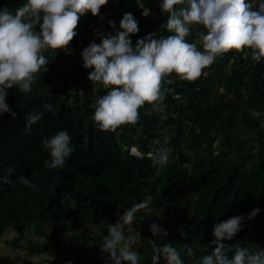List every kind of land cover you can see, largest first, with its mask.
I'll return each instance as SVG.
<instances>
[{
  "label": "trees",
  "instance_id": "16d2710c",
  "mask_svg": "<svg viewBox=\"0 0 264 264\" xmlns=\"http://www.w3.org/2000/svg\"><path fill=\"white\" fill-rule=\"evenodd\" d=\"M26 2L16 0L9 10L13 13ZM161 2L117 0L114 14L108 0L100 10L103 21L89 13L75 31L82 21L86 40L99 43L94 29L104 31L105 20L115 18L119 30L123 15L132 13L139 27L130 36L133 46L149 33L156 39L174 35L166 28L168 14L161 12ZM249 2L258 10L264 0ZM201 33L206 29L193 24L186 40L203 51ZM81 51L74 56L78 75H86L89 83L84 103L70 101L66 91L47 88L43 74L30 93L18 86L8 90L6 103L18 117L0 115V234L11 229L12 244L21 251L27 235L49 236L50 245L32 246L31 255L46 253L50 260L54 257L52 264H104L107 256L100 246L108 225L151 195V210L137 211L131 225L139 234V244L132 247L142 264H152L150 241L158 246L171 243L184 264H199L214 248V224L237 215L244 216L242 229L226 243L239 241L253 252L264 248V59L253 60L250 49H245L247 57L231 50L217 56L195 81L172 73L163 82L168 90L163 102H146L136 124L109 132L93 120V105L111 88L88 79L90 69L82 67ZM43 55L51 58L47 51ZM30 113L42 115L28 130ZM63 130L70 134L75 152L63 168L49 170L44 165L50 156L42 141ZM131 146L141 155L130 153ZM160 147L168 149L169 160L157 175L148 154ZM20 177L36 187L20 183ZM65 192L72 202L61 203ZM256 208L261 211L249 220L247 214ZM152 223L164 226L168 236L153 237ZM159 264L166 262L161 258Z\"/></svg>",
  "mask_w": 264,
  "mask_h": 264
},
{
  "label": "clouds",
  "instance_id": "9594fccd",
  "mask_svg": "<svg viewBox=\"0 0 264 264\" xmlns=\"http://www.w3.org/2000/svg\"><path fill=\"white\" fill-rule=\"evenodd\" d=\"M107 3L108 0H27L14 14L6 6L0 8V115L7 113L12 119L18 117L6 103L8 90L18 86L23 93H30L35 74L49 62L43 52L67 49L77 35L75 30L80 18L88 13L100 16L101 7ZM177 5L181 7L177 8ZM160 9L168 14L166 28L174 35L156 39L154 33H149L133 46L130 36L139 32L138 21L132 13H125L119 30L105 34L100 28L94 29L93 33L100 42L93 40L80 53L82 67L90 69L88 79L111 88L93 105V120L102 131L115 132L123 125L136 124L139 109L146 102L153 105L163 102L168 91L163 88V82L172 73L181 80L195 81L217 56L231 50L244 52L247 57L245 49H250L253 60L260 62L264 59V2L254 10L249 0H162ZM144 15L148 12L145 11ZM103 19L100 16V20ZM108 24L116 29L114 20H108ZM193 24L206 29V33L200 34L203 51L195 42L186 40ZM44 107L52 109L51 104ZM41 115L28 114V130L41 119ZM42 147L49 152L50 158L44 165L49 170L63 168L75 152L67 130L44 139ZM149 158L159 175L168 163V149L160 147ZM19 179L25 186L36 187L29 179ZM5 182L11 181L5 179ZM152 200L153 197L147 195L143 201L120 214L116 223L108 225V234L100 246L108 264H142L138 252L132 247L139 234L133 232L131 225L137 211L151 210ZM66 201H73L68 192L61 198V203ZM260 211L259 208L253 209L247 218L253 219ZM243 220V215H237L214 224L212 234L215 239L211 241L214 248L210 254L201 257L199 264H264V248L253 252L240 246L239 241L226 243L241 231ZM149 231L153 237L168 236L167 229L157 223H152ZM41 242L45 243L43 239ZM150 243L154 250L152 264H159L161 258L166 264H184L171 243L162 246L155 241ZM229 253H232L231 258Z\"/></svg>",
  "mask_w": 264,
  "mask_h": 264
},
{
  "label": "built area",
  "instance_id": "2783aa9c",
  "mask_svg": "<svg viewBox=\"0 0 264 264\" xmlns=\"http://www.w3.org/2000/svg\"><path fill=\"white\" fill-rule=\"evenodd\" d=\"M2 3V7H7L10 9L11 6H14L16 0H0ZM117 0H110L112 6H114V14L117 12L118 8L115 6ZM16 11V10H15ZM13 11V14L15 13ZM89 14V13H88ZM87 15V14H86ZM108 20H114L116 23V29H113L109 26ZM38 28V27H37ZM104 33H113L118 30L117 20L115 18L105 20L103 24ZM38 30V29H37ZM85 23L80 22L79 29L76 31L77 35L73 38V40L67 46V49H48L46 50L50 59L48 60V64L46 66H42L40 71L35 74V83L39 80L40 74H43L44 78L47 80L45 86L51 90H56L57 92H67L69 95V100L74 101L77 100L79 104L87 101L86 95V86L89 85L87 83L86 75H78V69L76 68V58L74 53L77 51L83 50L85 47L89 45L92 41L86 40V35L88 32H85ZM98 38L95 36V39ZM94 83H92V86ZM261 88L264 91V82L262 83ZM135 146H131L129 148V152L135 155H141L134 151ZM150 155V154H148ZM118 220V219H117ZM115 221V223L117 222ZM28 242L23 246L22 252L31 254L32 246L39 244V248L43 249L50 245L51 240L49 236H44L36 233H32L26 236ZM41 239L45 241V243L41 242ZM47 242V243H46ZM137 244L139 242L137 241ZM136 247V245H134ZM100 261V260H99ZM62 264H68L65 260ZM78 264H84V260L80 261Z\"/></svg>",
  "mask_w": 264,
  "mask_h": 264
},
{
  "label": "crops",
  "instance_id": "0c3cea01",
  "mask_svg": "<svg viewBox=\"0 0 264 264\" xmlns=\"http://www.w3.org/2000/svg\"><path fill=\"white\" fill-rule=\"evenodd\" d=\"M13 234L11 229L2 235L0 234V264H52L46 253L31 255L15 248L12 244Z\"/></svg>",
  "mask_w": 264,
  "mask_h": 264
},
{
  "label": "water",
  "instance_id": "95a60500",
  "mask_svg": "<svg viewBox=\"0 0 264 264\" xmlns=\"http://www.w3.org/2000/svg\"><path fill=\"white\" fill-rule=\"evenodd\" d=\"M135 149L137 150V148H136V147H135ZM137 151H138V150H137ZM138 152H139V151H138ZM138 152H137V153H138ZM139 153H140V152H139ZM139 153H138V154H139ZM140 154H141V153H140ZM148 156H149V155H148Z\"/></svg>",
  "mask_w": 264,
  "mask_h": 264
},
{
  "label": "bare ground",
  "instance_id": "6f19581e",
  "mask_svg": "<svg viewBox=\"0 0 264 264\" xmlns=\"http://www.w3.org/2000/svg\"><path fill=\"white\" fill-rule=\"evenodd\" d=\"M135 152H138L136 149H134ZM139 153V152H138ZM140 154V153H139Z\"/></svg>",
  "mask_w": 264,
  "mask_h": 264
},
{
  "label": "rangeland",
  "instance_id": "374dc122",
  "mask_svg": "<svg viewBox=\"0 0 264 264\" xmlns=\"http://www.w3.org/2000/svg\"><path fill=\"white\" fill-rule=\"evenodd\" d=\"M1 237V236H0ZM3 237V236H2ZM107 262H105L104 264H106Z\"/></svg>",
  "mask_w": 264,
  "mask_h": 264
}]
</instances>
